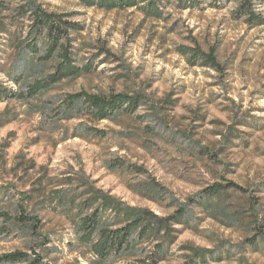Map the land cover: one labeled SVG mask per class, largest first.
<instances>
[{"label":"rangeland","instance_id":"obj_1","mask_svg":"<svg viewBox=\"0 0 264 264\" xmlns=\"http://www.w3.org/2000/svg\"><path fill=\"white\" fill-rule=\"evenodd\" d=\"M39 1L81 27L71 35L74 51L90 70L28 99L0 100V117L14 113L0 126V254L35 258L39 242L20 223L36 205L51 234L39 264H88L67 249L68 220L30 196L39 175L82 170L129 205L160 216L183 206L189 221L174 225L179 232L159 264L181 263L189 247L209 250L198 264H264V25L235 19V0H166L160 19L134 7ZM192 38L215 49L223 72L191 66L175 50ZM78 91L140 92L144 101L115 121L66 118L62 100Z\"/></svg>","mask_w":264,"mask_h":264},{"label":"trees","instance_id":"obj_2","mask_svg":"<svg viewBox=\"0 0 264 264\" xmlns=\"http://www.w3.org/2000/svg\"><path fill=\"white\" fill-rule=\"evenodd\" d=\"M24 1L13 5L10 0H0V40H4L0 44V55L4 56L0 73L20 86L19 92H15L0 78V100L28 99L50 90L64 79L90 70V64L82 62L74 51L71 35L81 29L78 23L64 13L47 10L39 0ZM79 1L84 6L103 10L134 7L148 17L160 19L166 0ZM232 14L249 26H262L264 0H235ZM175 50L191 66L210 68L218 73L224 70L215 49H204L193 38L188 45L177 44ZM143 98L140 92L133 91H78L67 94L62 108L66 118L79 114L94 121H115L121 115L134 114L143 104ZM13 114L7 111L0 117V126L13 120ZM92 130L99 137L108 134L105 129L92 127ZM76 134L84 135L83 131ZM35 180L30 196H39L41 205L38 207L42 210L51 207L68 220L72 236L66 246L70 253L76 254V261L81 258L88 264H159L179 232L174 225H187L189 221L183 206L172 214L160 216L149 208L129 205L97 187L82 170L59 176L43 173ZM217 190V186L213 188L214 192ZM30 208V216L20 224L24 225L26 236L39 242V252L35 258L20 250L1 253L0 264L29 260L39 264L50 254L51 247L47 246L51 234L45 231L36 205ZM189 248L190 254L179 264H198L209 253L208 249Z\"/></svg>","mask_w":264,"mask_h":264}]
</instances>
